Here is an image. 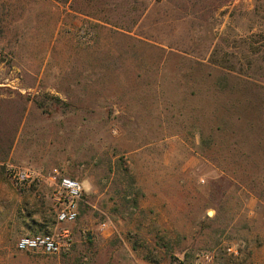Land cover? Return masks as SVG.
Masks as SVG:
<instances>
[{
  "label": "rangeland",
  "instance_id": "rangeland-1",
  "mask_svg": "<svg viewBox=\"0 0 264 264\" xmlns=\"http://www.w3.org/2000/svg\"><path fill=\"white\" fill-rule=\"evenodd\" d=\"M0 264H264V0H0Z\"/></svg>",
  "mask_w": 264,
  "mask_h": 264
},
{
  "label": "built area",
  "instance_id": "built-area-1",
  "mask_svg": "<svg viewBox=\"0 0 264 264\" xmlns=\"http://www.w3.org/2000/svg\"><path fill=\"white\" fill-rule=\"evenodd\" d=\"M7 172L17 188L26 190L38 179L35 171L27 167L8 165ZM53 185V210L58 223H73L79 216V203L84 193L82 183L71 176L62 175L54 170L50 176ZM71 245V232L68 229L61 231L27 235L21 237L17 248L21 251L40 250L47 254H60Z\"/></svg>",
  "mask_w": 264,
  "mask_h": 264
},
{
  "label": "trees",
  "instance_id": "trees-1",
  "mask_svg": "<svg viewBox=\"0 0 264 264\" xmlns=\"http://www.w3.org/2000/svg\"><path fill=\"white\" fill-rule=\"evenodd\" d=\"M56 1H59V2L64 3V4H67V3L71 2L72 0H56ZM37 103H38L41 107L46 108V106H45L42 102L37 101Z\"/></svg>",
  "mask_w": 264,
  "mask_h": 264
}]
</instances>
